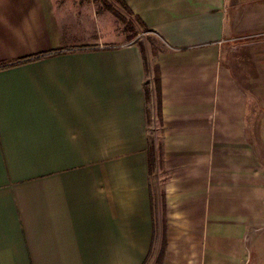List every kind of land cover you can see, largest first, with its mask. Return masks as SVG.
<instances>
[{
	"label": "crops",
	"instance_id": "0c3cea01",
	"mask_svg": "<svg viewBox=\"0 0 264 264\" xmlns=\"http://www.w3.org/2000/svg\"><path fill=\"white\" fill-rule=\"evenodd\" d=\"M124 2L162 43L158 187L116 17L0 0V264H261L264 0Z\"/></svg>",
	"mask_w": 264,
	"mask_h": 264
},
{
	"label": "rangeland",
	"instance_id": "374dc122",
	"mask_svg": "<svg viewBox=\"0 0 264 264\" xmlns=\"http://www.w3.org/2000/svg\"><path fill=\"white\" fill-rule=\"evenodd\" d=\"M81 6H94L96 9H106L112 8L115 16L111 11L112 15L116 17L119 24L118 30L122 32L124 36V42H133L139 48H142L146 57L147 70L145 79V88L150 90L151 98L146 103V117H147V130L149 132L148 141L150 146L158 147V133L160 130L158 117L156 115V97L153 81V69L156 67L152 56L153 52L161 46L160 39L157 35L152 32L147 31L138 21L137 17L131 14L125 7L115 0H78ZM158 170L153 171L150 175V181L152 186L158 187V182L160 181ZM264 255H258L259 263L264 264Z\"/></svg>",
	"mask_w": 264,
	"mask_h": 264
},
{
	"label": "trees",
	"instance_id": "16d2710c",
	"mask_svg": "<svg viewBox=\"0 0 264 264\" xmlns=\"http://www.w3.org/2000/svg\"><path fill=\"white\" fill-rule=\"evenodd\" d=\"M118 3H120L123 7L126 8V10H128L131 14H133L131 12V10L129 9V7L127 6V4L124 2V0H115ZM110 9V11L117 16L113 11L112 8H108ZM118 17V16H117ZM138 21L140 22V24L149 32H152L138 17H137ZM140 49V53L144 59V63H145V67L147 70V62H146V57L144 54V51L142 48ZM157 52V50L155 49L153 54L155 55ZM156 67L153 69V81H154V89H155V96H156V106H157V117L159 122H162V112H161V88H160V73H159V68L157 65H155ZM146 99H149V89H146ZM148 163H149V174L151 175L154 168H155V164H156V153L154 150V146H149L148 147ZM164 244V242H163Z\"/></svg>",
	"mask_w": 264,
	"mask_h": 264
}]
</instances>
